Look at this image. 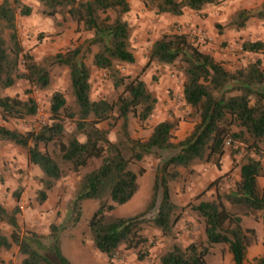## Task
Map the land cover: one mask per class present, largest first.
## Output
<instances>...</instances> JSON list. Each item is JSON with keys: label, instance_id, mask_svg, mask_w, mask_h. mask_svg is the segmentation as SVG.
<instances>
[{"label": "trees", "instance_id": "16d2710c", "mask_svg": "<svg viewBox=\"0 0 264 264\" xmlns=\"http://www.w3.org/2000/svg\"><path fill=\"white\" fill-rule=\"evenodd\" d=\"M45 16L60 14L73 21L92 37L85 45H76L36 61L25 51L16 32V15L28 16L30 8L20 0H0V88L13 86L23 79L31 89H46L50 85L49 67L67 69L72 106H68L59 91L48 98L49 123L35 131L20 132L0 125V141L15 144L26 150L27 160L41 175L37 200L43 201L46 192L66 171L76 172L91 159H98L94 168L76 181L72 197V221L79 216V203L85 199L98 200V207L88 219L89 238L95 249L108 259L120 247L135 249L138 260L148 256L147 238L140 233L143 222H150L172 242L157 257L158 264H206L205 257L214 244H224L230 255L229 264H264V253L246 259L248 247L256 240L253 227H243L241 217L264 211V191L257 177L264 176V69L255 58L244 66L227 69L223 63L198 47L186 33L163 32L149 45L142 69L151 62L173 65L177 62L181 81V100L197 121L183 138L173 141L175 120L157 121L145 139L134 138L128 128L129 115L144 123L152 115L156 97L136 73L122 74L121 64H132L135 57L130 47L131 25L125 18L129 11L127 0H34ZM154 14L177 16L184 10L203 15L207 5L219 0H139ZM250 18L264 20V0L255 9H237L226 26L240 29ZM217 26V25H215ZM97 50L91 55V65L110 77L115 99L92 98L90 67L82 59L89 45ZM242 51L260 52L264 40L243 41ZM37 103L31 95L0 96V118L23 119L35 114ZM65 119L70 128H65ZM117 125L114 140L108 138ZM228 140L230 156L240 152L238 179L229 192L216 194L214 199L189 205L203 222L204 239L182 246L174 240L173 226L183 206L175 204L169 195V183L177 179L179 168H191L195 162H212L219 167ZM41 145L44 148H40ZM50 147V149H48ZM158 151L169 154L154 174L151 197L146 210L131 217H111L106 213L128 201L137 190V174L131 164ZM208 184L205 189L209 187ZM205 189L199 192V196ZM155 214L143 215L155 206ZM18 197L17 192L14 193ZM229 207L224 205V202ZM17 205L9 211L0 205V221L10 226L8 235L0 231V250L12 245L22 254L20 264H70L62 254L57 228L50 225L51 243L45 246L41 235L32 231L21 234L16 221ZM47 250L54 257L43 253Z\"/></svg>", "mask_w": 264, "mask_h": 264}, {"label": "rangeland", "instance_id": "374dc122", "mask_svg": "<svg viewBox=\"0 0 264 264\" xmlns=\"http://www.w3.org/2000/svg\"><path fill=\"white\" fill-rule=\"evenodd\" d=\"M20 1L30 8V14L28 16L16 15V32L23 49L29 51L36 61L76 45L86 46L85 41L92 37L91 31L82 30L67 17L60 14L51 17L41 14L40 6L36 1ZM127 1L130 8L125 14V18L131 25L130 47L135 61L132 64L119 65V70L122 74L131 76L137 73L145 82L147 89L151 90L156 97L152 115L144 123H140L135 116L129 115L130 135L134 138L145 139L153 122L167 118L176 121L172 137L175 142L186 136L198 120L197 116L181 100L182 76L177 69L178 63L160 65L151 62L146 68L142 69V67L146 61L150 43L161 33L174 30V32L186 33L189 39H193L191 30L187 26L189 23L185 25L182 22L173 21L167 25L166 29H161L160 25L163 22L158 20L159 15L144 8L139 0ZM262 1L219 0L216 4L209 5L208 12L202 14L209 15L214 21L210 22L209 29L203 28L202 30L210 37L211 41L199 43L198 47L209 54L220 55L218 57H223L224 54L234 56L235 60L233 61L239 59L249 61L256 57L242 55L239 47L243 41L264 40V20L250 18L240 29L229 28L226 23L235 10L255 9ZM187 14L189 17L201 16L193 11H188ZM209 44L214 47L211 48ZM96 50L97 46L90 44L82 57L84 63L90 67V95L92 98L115 99L120 88L114 89L110 77L104 71L95 69L91 65V55ZM259 53L264 62V49ZM219 61L225 64L228 69L239 66H233L235 62L232 63L228 59ZM49 75V87L31 89L30 94L26 93L28 84L23 79L17 80L11 87L0 88V96L17 95L20 98H25L27 95H31L37 103V111L34 115L6 121L0 118V125L25 132L35 131L44 123H49L48 98L53 91L62 93L66 104L72 106L67 69L64 66L53 65L49 67ZM64 122L65 128L69 129V121L65 119ZM116 128V124L110 128L108 132L110 140H114ZM39 147L44 148L41 145ZM224 150L228 155L222 162H219V165L225 167V171L221 174L216 172V169L220 168L210 161L195 162L190 169L179 168L177 179L169 183L171 200L178 206H183L178 211V219L173 226L174 240L182 246L193 240L204 239L203 222L189 205L208 200L207 198L210 197L214 199L216 194L229 192L233 187L237 175V170L234 171L233 168L238 167L241 153L238 152L230 156L228 144H225ZM172 152L155 151L145 156L141 161L131 164L130 168L135 171L139 167H143V172L137 174V190L128 201L116 206L106 214L111 217H131L145 211L151 197V188L157 167ZM98 163V159H91L76 172L67 170L65 175L59 178L46 192L45 199L39 202L36 198L37 191L40 189L38 178L41 175L38 168L27 160L24 148L0 141V205L7 211L17 205L16 221L19 232L24 234L32 231L41 235L45 246H49L51 243L49 227L54 225L57 228L61 252L70 264H158L157 257L173 239L162 235L160 230L150 222H143L140 227V233L150 243L146 248L148 256L143 260H138L135 249L120 247L116 254L108 259L92 245L87 222L98 207V200H82L79 203L78 219L75 222L72 221L71 197L76 181L83 173L94 168ZM257 183H259V178H257ZM208 184H210L209 187L205 189ZM203 189L205 190L196 197ZM15 192L18 194L17 198L14 195ZM159 198L158 192L154 208L145 213L144 218H150L155 214ZM223 202L226 207H229L227 202ZM241 225L253 227L256 232V240L248 247L246 259L250 260L251 257L264 253V211L255 212L252 216H242ZM0 231L8 235L10 226L4 221H0ZM43 253L54 260L49 251L44 250ZM22 257L15 245H12L8 250H0V264H20ZM205 263L229 264L230 255L226 246L224 244L212 245L209 254L205 257Z\"/></svg>", "mask_w": 264, "mask_h": 264}, {"label": "crops", "instance_id": "0c3cea01", "mask_svg": "<svg viewBox=\"0 0 264 264\" xmlns=\"http://www.w3.org/2000/svg\"><path fill=\"white\" fill-rule=\"evenodd\" d=\"M209 5H207L205 8H203V10H202V12H208V10H209V7H208ZM188 11H190V10H184L183 11V13L182 14H180V15H177V16H173V15H169V14H160L159 15V19L158 20H162V22L163 23H161V29H166L167 28V25H169V23H171V22H173V21H179V22H182V23H184L185 25L186 24H188L187 26L190 28V30H191V32L193 31V30H195V29H203V28H206V29H209L208 28V26H209V24H210V22L211 21H214V19L213 18H211V17H209V15H202V16H190L189 17V15L187 14V12ZM178 19H177V18ZM189 17V18H188ZM140 20V19H139ZM157 20V21H158ZM212 23V22H211ZM172 32H174V30H172ZM220 36H222V35H220ZM210 46H211V48H213L214 46L212 45V44H209ZM242 51V50H241ZM246 55V56H248V57H250V56H256V57H254L253 59H250L249 61H252V60H254L255 58H258L260 61H261V65H262V67H263V69H264V62H263V59H262V56H261V54L258 52H256V53H254V52H246V51H242V55ZM216 60H221V59H223V60H231L232 61V63L233 62H235L234 64H233V66L234 65H239V66H244L246 63H248L249 61H246V59H239V60H237V61H233V60H235V57L234 56H231V55H227V54H224V55H222L223 57H218V56H220V55H216V53H213V54H211ZM218 58V59H217ZM220 58V59H219ZM225 67H226V65L225 64H223ZM229 67V66H228ZM230 68V67H229ZM228 69V68H227ZM164 119H167V118H164ZM164 119H162V120H164ZM160 121V120H159ZM152 122V121H151ZM157 122V121H156ZM156 122H153L152 123V125H151V127L156 123ZM151 127H150V129H151ZM150 133V132H149ZM228 155V153L224 150V152H223V154L221 155V158H220V161L222 162L223 161V159H224V157L225 156H227ZM219 170L218 169H216V172L217 173H222V172H224L225 171V167L223 166V165H219ZM229 168V167H228ZM226 170H227V168H226ZM233 170L234 171H236L237 170V175H236V178H235V180H237L238 179V167H235V168H233ZM257 178H259V183H257L258 184V187L261 189V190H263L264 191V176H259V177H257ZM208 200H211L212 198L210 197V198H207ZM249 216H252V214L251 215H249Z\"/></svg>", "mask_w": 264, "mask_h": 264}, {"label": "built area", "instance_id": "2783aa9c", "mask_svg": "<svg viewBox=\"0 0 264 264\" xmlns=\"http://www.w3.org/2000/svg\"><path fill=\"white\" fill-rule=\"evenodd\" d=\"M191 36L193 38V40L196 43H204L205 41L210 42L211 39L210 37H208L205 32L202 29H195L191 32ZM239 49L241 50V48L239 47ZM37 111V109H36ZM228 140L225 141V144H228Z\"/></svg>", "mask_w": 264, "mask_h": 264}]
</instances>
